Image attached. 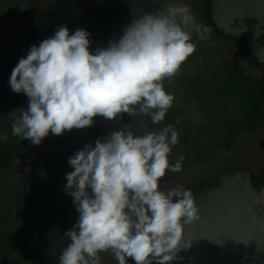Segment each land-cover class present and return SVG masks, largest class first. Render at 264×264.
I'll use <instances>...</instances> for the list:
<instances>
[{
    "label": "clouds",
    "instance_id": "9594fccd",
    "mask_svg": "<svg viewBox=\"0 0 264 264\" xmlns=\"http://www.w3.org/2000/svg\"><path fill=\"white\" fill-rule=\"evenodd\" d=\"M210 28L196 22L187 5L145 11L124 25L118 38L90 50V33L60 25L33 44L13 67L8 85L28 98L12 134L39 145L50 133L84 129L94 117L147 114L158 124L174 96L164 80L174 76ZM138 106V107H137ZM178 133L171 126L133 135L122 130L85 143L68 158L63 189L78 216L64 233L70 241L58 264H100L111 251L118 264H171L184 242L183 226L198 218L189 189L164 190L167 171H181L184 157L169 162Z\"/></svg>",
    "mask_w": 264,
    "mask_h": 264
},
{
    "label": "rangeland",
    "instance_id": "374dc122",
    "mask_svg": "<svg viewBox=\"0 0 264 264\" xmlns=\"http://www.w3.org/2000/svg\"><path fill=\"white\" fill-rule=\"evenodd\" d=\"M177 3L190 8L189 0H0V144L12 133L19 116L14 110L28 104L27 96L14 93L8 80L31 45L67 25L70 31L86 29L91 34L90 50H94L118 38L123 26L145 11ZM192 38L195 52L163 82L174 96L165 116L175 117L178 133L168 159L175 163L184 157L181 171H167L161 178L164 190L177 185L191 190L217 177L211 185L238 166L255 174L264 168V133H240L230 150L220 146L226 119L238 113L233 101L217 96L222 84L219 68L227 63L247 66L243 54L228 41L211 44L197 39L195 33ZM206 91L210 92L208 101L204 100ZM93 119L90 127L62 135L50 133L41 144L30 143L12 170L0 169V264H54L57 253L70 242L64 233L78 216L72 197L63 189L65 173L72 171L68 158L85 143L94 145L111 131L142 135L159 130L162 122L153 124L147 114L139 112L119 114L114 120ZM98 255L100 264H118L111 251ZM129 264H134L131 258Z\"/></svg>",
    "mask_w": 264,
    "mask_h": 264
},
{
    "label": "water",
    "instance_id": "95a60500",
    "mask_svg": "<svg viewBox=\"0 0 264 264\" xmlns=\"http://www.w3.org/2000/svg\"><path fill=\"white\" fill-rule=\"evenodd\" d=\"M219 30L241 39L264 64V0H212ZM198 218L183 226L184 242L171 264H264V182L248 169L229 170L194 198Z\"/></svg>",
    "mask_w": 264,
    "mask_h": 264
},
{
    "label": "trees",
    "instance_id": "16d2710c",
    "mask_svg": "<svg viewBox=\"0 0 264 264\" xmlns=\"http://www.w3.org/2000/svg\"><path fill=\"white\" fill-rule=\"evenodd\" d=\"M189 1L191 12L194 14L196 22L210 28V32L205 39L211 44L219 41L232 43L243 54L247 64L246 66L238 63H227L219 68L222 84L217 89V96L233 101L238 113L237 116H231L226 119L225 139L220 143L221 147L230 150L236 136L240 133H264V64L258 61L257 57L249 51L241 39L230 36L218 29L212 17V0ZM251 71L258 72V74H253ZM209 95V91L204 93L205 101H208L207 96ZM168 125L173 128L176 127L173 115L167 114L161 122V128ZM29 145L30 142L28 140H23L22 137L10 133L0 144V169L3 171L12 170L17 157ZM234 169L240 170L242 167L238 166ZM216 178L192 188L190 191L193 198L201 189L215 181ZM253 181L256 185L264 182V168L259 174L253 173ZM62 251L63 249L57 253L54 264H58V257Z\"/></svg>",
    "mask_w": 264,
    "mask_h": 264
}]
</instances>
